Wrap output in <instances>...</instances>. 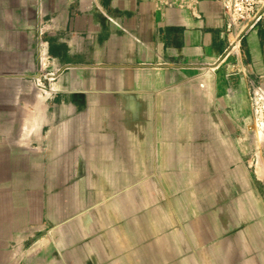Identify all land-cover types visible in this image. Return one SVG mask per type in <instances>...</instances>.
Wrapping results in <instances>:
<instances>
[{"label": "crops", "instance_id": "obj_1", "mask_svg": "<svg viewBox=\"0 0 264 264\" xmlns=\"http://www.w3.org/2000/svg\"><path fill=\"white\" fill-rule=\"evenodd\" d=\"M170 1L0 0V264H264V18Z\"/></svg>", "mask_w": 264, "mask_h": 264}, {"label": "built area", "instance_id": "obj_2", "mask_svg": "<svg viewBox=\"0 0 264 264\" xmlns=\"http://www.w3.org/2000/svg\"><path fill=\"white\" fill-rule=\"evenodd\" d=\"M204 0H172L170 5L192 7ZM217 1L223 7L224 18L227 23L228 33L234 36L259 23L264 18V0H208ZM58 22L54 17L40 20V32L44 36L47 32L57 28ZM241 31V32H242Z\"/></svg>", "mask_w": 264, "mask_h": 264}, {"label": "rangeland", "instance_id": "obj_3", "mask_svg": "<svg viewBox=\"0 0 264 264\" xmlns=\"http://www.w3.org/2000/svg\"><path fill=\"white\" fill-rule=\"evenodd\" d=\"M252 91V118L245 122V126L248 127L249 131L257 134L259 144L252 150L253 165L264 171V93H258V96L255 97L257 95L255 87Z\"/></svg>", "mask_w": 264, "mask_h": 264}]
</instances>
